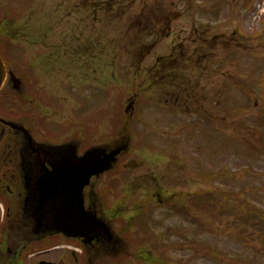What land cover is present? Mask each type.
Listing matches in <instances>:
<instances>
[{
	"label": "rangeland",
	"instance_id": "rangeland-1",
	"mask_svg": "<svg viewBox=\"0 0 264 264\" xmlns=\"http://www.w3.org/2000/svg\"><path fill=\"white\" fill-rule=\"evenodd\" d=\"M0 41L39 139L129 141L99 189L132 250L100 264H264V0H0Z\"/></svg>",
	"mask_w": 264,
	"mask_h": 264
},
{
	"label": "water",
	"instance_id": "water-1",
	"mask_svg": "<svg viewBox=\"0 0 264 264\" xmlns=\"http://www.w3.org/2000/svg\"><path fill=\"white\" fill-rule=\"evenodd\" d=\"M4 70V65L0 61V87L3 84ZM30 142L31 145L25 152L34 155H30V164L25 166L44 167L45 163H48L53 168L50 172L52 181L45 178L44 182L38 177L30 181L29 196L26 200V207L33 209L30 222L35 227L50 224L55 229L57 226L58 231L67 237L82 239L84 244L94 242L93 249L98 245L97 252H101V255L116 254L120 244L112 233H109L108 224L96 216L95 210H84L81 191L90 177H97L112 167L116 155L126 149V144L121 143L114 148L91 147L82 156L77 157L75 154L77 144L72 142L59 146ZM41 173L46 176V173ZM30 174L35 175L32 170ZM37 174L41 176L40 173ZM60 175L62 184L57 178Z\"/></svg>",
	"mask_w": 264,
	"mask_h": 264
},
{
	"label": "flooded vegetation",
	"instance_id": "flooded-vegetation-1",
	"mask_svg": "<svg viewBox=\"0 0 264 264\" xmlns=\"http://www.w3.org/2000/svg\"><path fill=\"white\" fill-rule=\"evenodd\" d=\"M10 95L6 87L0 92V110L6 120L13 118ZM15 121L21 123L24 129L27 128L20 118ZM18 130L21 131L20 128H12L0 121V264H39V262L84 264L85 259L90 258V255L80 241H67L61 233L33 237L27 227L28 224L22 216L24 214L22 205L27 194L26 184L32 179L35 180L37 175L31 176L30 167H22L27 161L23 162L20 159L19 152L21 143H25V140ZM46 169L51 168L46 167ZM90 189V187L86 188L83 192V203L86 207L90 204ZM94 190L98 198L96 213L102 209L109 219L116 221L118 212L111 211L109 204L103 201L96 187ZM102 201L103 204L100 205ZM64 243L71 244L75 250H68ZM66 259H71L72 262L66 263Z\"/></svg>",
	"mask_w": 264,
	"mask_h": 264
},
{
	"label": "trees",
	"instance_id": "trees-1",
	"mask_svg": "<svg viewBox=\"0 0 264 264\" xmlns=\"http://www.w3.org/2000/svg\"><path fill=\"white\" fill-rule=\"evenodd\" d=\"M223 196V201L225 205L228 207V209H234L235 206H233V197L232 194L229 192H224Z\"/></svg>",
	"mask_w": 264,
	"mask_h": 264
},
{
	"label": "bare ground",
	"instance_id": "bare-ground-1",
	"mask_svg": "<svg viewBox=\"0 0 264 264\" xmlns=\"http://www.w3.org/2000/svg\"><path fill=\"white\" fill-rule=\"evenodd\" d=\"M50 178V180L52 179L51 177H49Z\"/></svg>",
	"mask_w": 264,
	"mask_h": 264
}]
</instances>
